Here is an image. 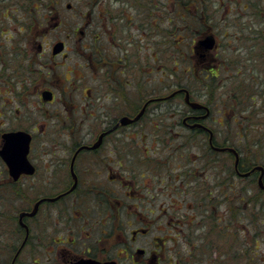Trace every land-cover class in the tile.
<instances>
[{"label": "flooded vegetation", "instance_id": "1", "mask_svg": "<svg viewBox=\"0 0 264 264\" xmlns=\"http://www.w3.org/2000/svg\"><path fill=\"white\" fill-rule=\"evenodd\" d=\"M33 6L0 0V150L14 136L27 149L23 167L0 154V255L264 264V159L247 131L264 103V0H70L83 37L53 42ZM172 60L195 62L196 81L157 90Z\"/></svg>", "mask_w": 264, "mask_h": 264}, {"label": "rangeland", "instance_id": "2", "mask_svg": "<svg viewBox=\"0 0 264 264\" xmlns=\"http://www.w3.org/2000/svg\"><path fill=\"white\" fill-rule=\"evenodd\" d=\"M70 2V0H33V7H38V11L39 13H44V14H49L51 17V19L48 20L50 27L48 29V33L45 36L46 39H48V41H55L57 40H64L65 38H67L68 35H70L71 39L74 38H82L83 36L79 33V30H82L83 28V15H81L79 13V10L77 9V11L75 12H69L68 8H67V3ZM50 5L51 8L50 9ZM49 10H51V12H49ZM59 12V22H61V26L54 29L52 27V24L57 20V18H55L54 20L52 19V17L56 16V12ZM68 15H72L74 16V23L71 24V26L68 25V21L66 20ZM220 21H224V20H220ZM76 28H75V27ZM75 29V31H74ZM178 37V32L175 35V38ZM69 38V39H70ZM77 43V42H76ZM79 43H77L75 45V47L78 50H81L82 46L78 45ZM84 44V43H83ZM70 45V51H69V60H67L68 62H71V58L74 60H80V56H78L75 52L74 47H73V43L70 41L69 42ZM61 61H63L62 59H60ZM73 62V61H72ZM195 63V62H194ZM193 62H174L172 60L171 62V72L169 73V71L163 75L162 71L159 70V68L156 69L155 72V86L156 89H160V86L162 83H160L161 81H170V85H171V89L174 88L175 85L177 84H188V86H193L194 81H196V77H195V71L196 68L194 70L191 69V73L189 74H184L186 71V67H193V65H195ZM158 66V63L156 64ZM176 71V73H175ZM80 73V71H78L77 75ZM188 78H185V77ZM200 76V75H199ZM204 84V83H203ZM206 87V90L203 92V97H206L205 92L210 93L211 91V81L209 79H207V84L204 85ZM207 96L210 97V95ZM264 105V103L259 102L258 105L256 107H252V111H253V116L252 119L250 120V126L248 127V130L250 132V135L252 138H250L248 145H249V150H251L252 152H255L259 155L258 159H264V155H261L264 153V146L262 148L258 147L256 141L259 139V135L261 132H263L261 129L264 130V110H260V107ZM255 115V116H254ZM227 117V116H226ZM229 119V117H228ZM0 120H3V118H1ZM234 132L235 128H231L229 130L228 126H223L220 128V134H229L230 132ZM261 155V156H260ZM238 242V240H237ZM167 258L170 257L169 254L165 255ZM0 257L2 258V264H9L10 259H11V254H1ZM27 262V261H26ZM173 263V260L171 261ZM27 264H34L33 262L30 263V261L28 260Z\"/></svg>", "mask_w": 264, "mask_h": 264}, {"label": "water", "instance_id": "3", "mask_svg": "<svg viewBox=\"0 0 264 264\" xmlns=\"http://www.w3.org/2000/svg\"><path fill=\"white\" fill-rule=\"evenodd\" d=\"M208 44L211 43L210 39H207ZM63 44L62 43H58L55 45L54 48V53H57L60 51V49L62 48ZM15 137V136H14ZM13 137V140L11 141V143L7 142V140L5 139V143L2 147V149L0 150V154L1 156L4 158L6 157L7 154H10L11 157H13V159L15 160L13 163L14 167H23L26 166V159H25V153L26 150L24 152H22V154L20 153L21 149L19 150V147L16 146V141ZM24 144H26V142H24ZM27 144H28V140H27ZM262 170V168H260ZM260 186L261 188H264L263 184L261 183V178L259 180ZM108 264H113V263H108Z\"/></svg>", "mask_w": 264, "mask_h": 264}]
</instances>
